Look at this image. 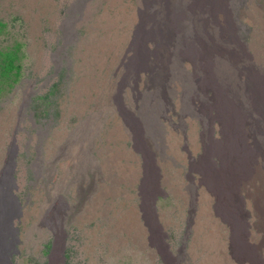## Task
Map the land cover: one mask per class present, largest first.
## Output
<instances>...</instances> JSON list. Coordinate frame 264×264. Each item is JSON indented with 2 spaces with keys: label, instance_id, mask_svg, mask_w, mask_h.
Instances as JSON below:
<instances>
[{
  "label": "rangeland",
  "instance_id": "374dc122",
  "mask_svg": "<svg viewBox=\"0 0 264 264\" xmlns=\"http://www.w3.org/2000/svg\"><path fill=\"white\" fill-rule=\"evenodd\" d=\"M228 1L236 47L224 49L264 72V0ZM204 6L0 0V49L20 46L19 77L10 87L0 81V192L10 230L1 235L2 259L264 264L261 163L249 179L233 167L239 181L222 202L194 165L206 157L211 173L219 155L231 161L205 99L211 89L197 116L188 101L197 81L187 50L200 58L228 42ZM225 33L232 38L231 22ZM217 59L211 70L219 82L231 72ZM249 70L264 86L256 67ZM210 132L215 140L205 145L201 134Z\"/></svg>",
  "mask_w": 264,
  "mask_h": 264
},
{
  "label": "bare ground",
  "instance_id": "6f19581e",
  "mask_svg": "<svg viewBox=\"0 0 264 264\" xmlns=\"http://www.w3.org/2000/svg\"><path fill=\"white\" fill-rule=\"evenodd\" d=\"M216 13L221 14L224 23L216 19ZM204 14L208 21L216 23L217 27L220 30L222 29L221 31L225 34L228 42H225L222 47H217L218 54H202L200 58L192 56L187 50L184 56L186 60L193 63L196 71H194V78L197 81L194 85L197 94L190 100L188 99V101L191 105L192 103H197V110L195 113L197 116L199 109L203 106L199 102V99H203L205 96L204 93L211 89L209 92L212 93V98L205 99L210 102V109L215 112L216 118L222 128L221 135L226 144L224 147H221V149L229 155L231 161L219 155L220 166L219 168L211 167V173H208L206 169L208 163L206 157L201 158L200 161L194 163V165L199 173L203 175L202 181L207 183L210 189L212 188L218 201L222 202L226 199V195L231 190L233 183L239 181L238 174H233V167L235 170H242V175H244L246 179L256 174L259 170V163H261L260 169L264 170V86H260L258 80L251 74L249 67H256L259 72V79L263 84L264 72L260 70L259 66L252 65L251 63L249 65L247 60L249 59L248 57L241 54L234 57V54H227L224 49V47H236L235 24L232 17L231 1L205 0ZM234 15L238 20V14L235 13ZM229 22L232 24V38H228V34L225 33L226 26ZM169 41H171V39L166 37L165 44L167 43V45H170ZM244 46L252 48L250 45L244 44ZM212 58H215L214 63L219 62L217 59L219 58L220 61H223L228 66V72H231L226 74L225 78L222 77L223 79L219 77V82L215 79L216 73L219 72L218 69L214 71L211 70V67L214 66ZM205 115L206 109L203 108V110L199 112L200 119L205 117ZM210 134V136H205L203 133L201 134V139L205 145H209L212 140H215L211 132ZM14 149L15 146H13L12 150ZM208 175L212 177H208ZM4 187L7 188V186ZM7 208V197L5 193L1 191L0 239L2 234L6 237L10 233V230L4 227L5 221L7 220ZM4 229L6 234L3 233ZM12 247L13 245L9 244L10 250L13 249ZM2 248L3 246H1L0 243V264H11L9 262V257L12 253L7 254L6 259H2Z\"/></svg>",
  "mask_w": 264,
  "mask_h": 264
},
{
  "label": "trees",
  "instance_id": "16d2710c",
  "mask_svg": "<svg viewBox=\"0 0 264 264\" xmlns=\"http://www.w3.org/2000/svg\"><path fill=\"white\" fill-rule=\"evenodd\" d=\"M5 28L6 24L0 21V34ZM19 51L20 46L18 44L5 48V50L0 49V81L6 82L9 87L19 77Z\"/></svg>",
  "mask_w": 264,
  "mask_h": 264
}]
</instances>
